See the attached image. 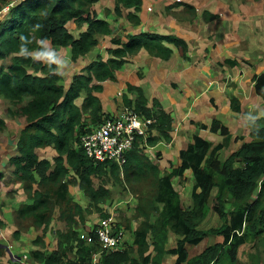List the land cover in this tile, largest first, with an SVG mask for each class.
<instances>
[{
  "label": "trees",
  "instance_id": "16d2710c",
  "mask_svg": "<svg viewBox=\"0 0 264 264\" xmlns=\"http://www.w3.org/2000/svg\"><path fill=\"white\" fill-rule=\"evenodd\" d=\"M99 1L22 0L0 21V95L15 106L16 115L25 119L16 144L17 152L10 158L13 177L7 180L22 183L26 193V198L14 207L13 237L19 239L31 228L41 229L42 233L32 242L36 246L29 252L32 259L44 264L91 263L93 252L100 248L97 233L95 228L91 231L94 243H90L80 233V227L94 210L101 217L108 215L104 205L113 200V186L121 184L137 199L126 226L131 225L132 218L138 224L133 229L131 243L103 250L101 264H164L168 254L177 256L175 264H236L239 248L250 236L264 245V125L251 132V140L222 159L220 149L232 135L225 123L214 118L209 128L225 135L224 142L213 145L197 134L180 151L181 163H172L170 170L163 171L145 149L159 140L172 141V114L158 98L150 104L136 77L130 75L127 90L136 96L133 98L124 92L123 101L136 114L154 119L148 137H140L135 142L123 166L112 160L95 161L81 143V136L91 131V125L101 123L112 114L104 111L100 93L105 81L117 79L116 72L127 57L145 49L153 56L168 59L173 49L166 42L175 43L187 57L186 40L149 31L127 34V40L114 34L112 42L116 46L109 49L110 56L105 59L98 55L84 71L72 76L68 86L61 83L63 74L58 65L46 66L33 61L34 52L27 58L18 54L19 36L23 33L33 39L30 49L39 47L37 41L43 38L56 49L69 48L75 61L89 54L99 44L101 35L113 34L107 18L112 11L122 16L123 9H129L128 20L134 25L141 23L135 11L141 9L143 0H114V8L105 9L106 17H99L92 9ZM185 6L194 11L192 5ZM214 16L204 13L206 19ZM70 22L78 28L84 24L86 27L75 35L68 28ZM37 23L42 27L32 31ZM1 60L8 62L1 63ZM254 79L256 92L263 94L264 72ZM80 98L82 102L78 103ZM231 101L234 108L240 109L236 97ZM47 147L55 150L52 159L38 153ZM189 169L195 186L193 205L186 208L173 180L184 176ZM72 185H78L83 191L88 206L75 199ZM215 188L218 190L211 206ZM211 207L222 222L202 228ZM56 220L65 226L56 229V246L50 249L46 235ZM0 224L4 221L0 220ZM209 234L223 239L190 256L187 245L199 244ZM6 245L0 240L1 258L8 252ZM250 260L252 264H264V251L250 253Z\"/></svg>",
  "mask_w": 264,
  "mask_h": 264
},
{
  "label": "crops",
  "instance_id": "0c3cea01",
  "mask_svg": "<svg viewBox=\"0 0 264 264\" xmlns=\"http://www.w3.org/2000/svg\"><path fill=\"white\" fill-rule=\"evenodd\" d=\"M110 1L115 5L114 0ZM144 4L145 0L142 8ZM186 4L192 5L194 11L187 8ZM106 7L113 9L110 4ZM168 10L171 11L168 13ZM129 11L123 9V17L117 16L113 11L108 14L110 20L114 14L115 19L110 21L113 34L101 35L104 40L100 39L99 44L89 54L78 58L80 62L78 63L81 65L85 58L91 59V63L98 55L108 58L109 49L116 46L112 42L113 35L121 32H123L121 37L123 40H127V34L142 31L177 35L186 40L187 57L183 55L180 47L169 42L166 44L172 47L173 52L168 59L153 56L145 49L127 57L124 65L116 72L117 79L105 81L104 90L100 93L104 98V104L109 101L111 93L114 95L118 92H121V95L124 92L129 93L127 80L130 75H134L137 84L144 89L150 104L154 98H158L163 108L172 114V141L159 140L156 145H148L145 149L163 171L170 170L172 163H181L180 151L186 148L197 134L212 141L213 145L224 142L225 135L213 132L209 128L214 118L225 123L232 135L229 142L220 149L222 159L227 158L243 142L251 140V132L264 125V93L256 92L254 79L255 75L264 72V0H150L142 11H135L141 17V23L137 25L128 20ZM184 12L188 14L185 17ZM205 12L215 16L206 19ZM106 53H109V56L105 57ZM129 96L135 98L136 95L129 93ZM233 96L238 99L236 104L240 109L234 108L231 101ZM107 105L109 112L119 113L120 110H113L110 104ZM252 116L256 119L253 120ZM202 124H207L208 127L203 128ZM12 145V152L7 155L10 168L6 172H10L7 173L8 175L0 172V200H2L0 205L6 207L3 209L4 217L0 216V219L10 225L7 234L10 232L9 245L12 253L22 258L36 248L32 242L38 234L36 235L35 230L31 232L30 229L19 239L13 238V231L16 228L14 207L26 198V193L22 183L7 181L13 177L14 170L10 158L17 152L16 144L12 143ZM5 158L6 155L0 156V169ZM173 181L181 195L183 206L191 207L195 186L192 170H187L184 176H177ZM217 190V188L213 190L211 206L214 204ZM128 202L133 214L137 199L132 196ZM130 214L128 213L131 217ZM117 218L124 229L123 241L131 243L133 229L138 221L132 218L131 225L125 226L118 215ZM221 222L220 216L211 207L201 227L210 228ZM82 236L88 239L84 234ZM5 239L1 228L0 240ZM222 239L221 236L209 234L199 244H188L187 249L190 256H193ZM174 241L172 236L171 243L174 244ZM53 242L52 246L49 245L50 249L56 246L55 239ZM258 247L257 238L250 236L239 248L238 261L241 264H252L250 253L259 251ZM14 256H10L13 261L21 259L17 257L15 259ZM27 260H29L28 264H44L32 258ZM176 260L175 254H168L164 258V264H175ZM13 261L12 264H16Z\"/></svg>",
  "mask_w": 264,
  "mask_h": 264
},
{
  "label": "rangeland",
  "instance_id": "374dc122",
  "mask_svg": "<svg viewBox=\"0 0 264 264\" xmlns=\"http://www.w3.org/2000/svg\"><path fill=\"white\" fill-rule=\"evenodd\" d=\"M20 1H22V0H4V2H2L1 4L5 5L6 3H10L9 4V6H10L12 3L17 4ZM148 1H150V0H145V4L143 5V8L141 7V9H140L141 11L146 7V3ZM108 4L112 5V7L114 8V3L111 2L110 0H100L99 2H97L93 5L92 9H93V11H95V10L97 11L96 13L99 17H105L106 16V10L105 9L107 8L106 6ZM124 10H126V8H124ZM170 11L171 10H168V13ZM184 13H185L184 17L188 15L186 12H184ZM7 17H8V14L3 16L2 19H6ZM107 18H109V17H107ZM112 19H115L114 14L112 15ZM112 19L111 20L109 19V20L112 22ZM83 27L85 28L86 24H84ZM68 28L75 35H78L79 32L82 30V28H78L76 23H74V22H70L68 24ZM118 35L120 37H122L123 32H121ZM100 37H101L100 39L104 40V38L102 36H100ZM46 43H48V45L50 47L54 48L50 42L47 41ZM54 49H56V48H54ZM104 51H105V49H104ZM56 52H57V55L61 58L70 57V59H71L70 49L67 47L57 48ZM104 56L105 57L109 56V53L104 54ZM85 59L86 60H84V62L81 65L79 64L80 63L78 61L79 59L75 60V61L71 59L70 65L65 64L63 66H59V70L63 74V80L61 81V83L68 86L69 82L71 81L72 76L75 73L84 71L83 70L84 67H86V65L88 63H90V61H91V59H89V58H85ZM7 62H8L7 60H1V63H7ZM77 102L81 103L82 99H78ZM107 103L110 104V107H113V110H121V107L125 108V106H126L124 104L121 92H118L116 95L111 93V96L109 97V101L108 102L106 101L104 104V111L106 113L109 112ZM14 107L15 106L12 105L9 100L3 99L2 97H0V156L6 155V158H5L4 162L2 163L1 169H3V170L0 169V172H4V173H6V175H8L7 173L10 172V171L6 172V170L8 168H10V165H8L9 164V158L7 157V155H10V152H12V146H13L12 143L17 144L18 139L16 140V137L17 136L19 137V134L21 131V130L19 131V129H22V127L25 123V119L23 117L18 116L13 112ZM1 121L3 122V124H1ZM38 153L41 157H50L52 159L53 156L55 155V150L53 148L47 147L45 149H39ZM7 177H9V176H7ZM3 182H5V180ZM0 185H1V183H0ZM5 187H7V185H5ZM71 187H72L73 193L75 195V199H77L84 206H86V205L88 206L89 205L88 199L85 196V194L83 193V191L80 190L79 186L78 185H72ZM112 189H113V200L112 201L109 200L108 203H106L104 205V210L107 211L109 209V207L111 208L113 205H115L116 210H117L116 215H118L119 218L122 219V222L125 226L129 225L130 222H128V219H129L128 213H131L130 215H132V211H130V209H129L130 203L128 201H130L131 197L134 195L131 191H127L126 189H124L123 185H121V184L114 185V187ZM6 195H8V194H6ZM9 195H10V192H9ZM9 195H8V197H9ZM1 202H2V200H0V203ZM2 206L3 205H0V216L4 217L5 213H4L3 209H6V207L5 206L2 207ZM100 218H101V216H100L99 211L94 210L93 214L88 215V218H87V221L85 222V225L80 227V231H81L80 233L84 234L85 237H88V241L90 243H92L94 241V240H92L90 233L97 226V222L99 221ZM56 221H58L59 223H57ZM56 221H54V223H52V225L49 228V231L47 232V235H46V239L49 242V245H51V246H52V244H54V242H53L54 239H56V235H55L56 229L65 226V225L61 226L62 223L59 220H56ZM1 228H3V232H4L5 237H6V239L2 240V241L10 247V245H9L10 232L7 234V230L10 228V225H8V223L0 224V229ZM32 230L36 231V235L42 233L41 229L31 228V232H32ZM98 245L100 246L99 242H98ZM258 245H259V247H258L259 252L260 251L263 252L264 251V245L261 244L259 241H258ZM29 246H31V244H29ZM14 258L16 259V256H14ZM27 259L31 260L29 252L27 254L23 255L20 260L16 259L14 261H13V259L10 258L9 253L6 252V255H4V257H2V258L0 257V264H6L7 262L12 264V261H13V263H16V264H28L29 260H27ZM236 264H241V262L237 261Z\"/></svg>",
  "mask_w": 264,
  "mask_h": 264
},
{
  "label": "built area",
  "instance_id": "2783aa9c",
  "mask_svg": "<svg viewBox=\"0 0 264 264\" xmlns=\"http://www.w3.org/2000/svg\"><path fill=\"white\" fill-rule=\"evenodd\" d=\"M7 4V5H6ZM0 9V21L9 14L10 8L15 4L6 3ZM152 118H145L134 112L132 108L125 107L112 113L101 123L91 125V131L81 136V143L87 154L97 162L112 160L123 166L127 161L128 152L134 147L140 137L145 139L150 134ZM146 143L143 141L141 144ZM116 207L113 205L107 210L108 215L102 216L97 222V233L100 248L92 255L91 263L101 264L100 256L105 249H118L124 244V229L118 221Z\"/></svg>",
  "mask_w": 264,
  "mask_h": 264
},
{
  "label": "clouds",
  "instance_id": "9594fccd",
  "mask_svg": "<svg viewBox=\"0 0 264 264\" xmlns=\"http://www.w3.org/2000/svg\"><path fill=\"white\" fill-rule=\"evenodd\" d=\"M42 25L37 23L32 26V31L40 29ZM33 43V39L30 35H25L23 33L19 36V45H18V54L23 57H29L30 52H34L31 56L33 61H40L46 66H51L56 64L58 66H63L65 64L71 63L70 57L61 58L57 55L56 49L50 47L46 41L41 38L37 41L39 47H36L34 50L29 48V45ZM252 119L255 120L256 117L252 116Z\"/></svg>",
  "mask_w": 264,
  "mask_h": 264
},
{
  "label": "water",
  "instance_id": "95a60500",
  "mask_svg": "<svg viewBox=\"0 0 264 264\" xmlns=\"http://www.w3.org/2000/svg\"><path fill=\"white\" fill-rule=\"evenodd\" d=\"M6 247H7V250H8V252H9L10 256H14V254L12 253L10 247H9L8 245H6ZM16 257H17L18 259L21 258L20 256H16Z\"/></svg>",
  "mask_w": 264,
  "mask_h": 264
}]
</instances>
